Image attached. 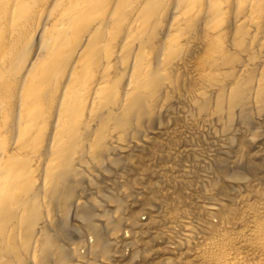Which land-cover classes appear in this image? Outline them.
Here are the masks:
<instances>
[{
    "label": "bare ground",
    "instance_id": "1",
    "mask_svg": "<svg viewBox=\"0 0 264 264\" xmlns=\"http://www.w3.org/2000/svg\"><path fill=\"white\" fill-rule=\"evenodd\" d=\"M0 264H264V0H0Z\"/></svg>",
    "mask_w": 264,
    "mask_h": 264
},
{
    "label": "rangeland",
    "instance_id": "2",
    "mask_svg": "<svg viewBox=\"0 0 264 264\" xmlns=\"http://www.w3.org/2000/svg\"><path fill=\"white\" fill-rule=\"evenodd\" d=\"M136 209H138V208H136Z\"/></svg>",
    "mask_w": 264,
    "mask_h": 264
}]
</instances>
